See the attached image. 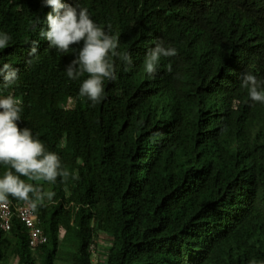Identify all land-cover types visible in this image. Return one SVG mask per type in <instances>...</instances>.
I'll return each instance as SVG.
<instances>
[{
  "label": "trees",
  "instance_id": "1",
  "mask_svg": "<svg viewBox=\"0 0 264 264\" xmlns=\"http://www.w3.org/2000/svg\"><path fill=\"white\" fill-rule=\"evenodd\" d=\"M62 3L87 8L132 64L111 57L116 79L93 105L79 95L87 74H66L82 42L64 53L40 35L45 0H0V69L16 74L0 75V98L24 94L18 126L72 174L21 177L54 193L37 205L48 242L33 250L14 217L0 264H94V245L97 264H264V103L241 86L248 72L264 82V0ZM158 43L177 54L147 74Z\"/></svg>",
  "mask_w": 264,
  "mask_h": 264
},
{
  "label": "clouds",
  "instance_id": "2",
  "mask_svg": "<svg viewBox=\"0 0 264 264\" xmlns=\"http://www.w3.org/2000/svg\"><path fill=\"white\" fill-rule=\"evenodd\" d=\"M45 2L52 11L47 14V30L41 29L40 35L49 42L51 47L64 53L69 52L73 45H80L82 42L75 58L66 66V74L73 80H78L87 74V78L83 79L79 88V95L87 97L93 105L100 103L104 98L105 80L116 79L111 57H119L126 65H131V54L117 51L118 37L110 35L98 26L90 18L87 8L74 7L69 3H62V0H45ZM10 39L7 33L0 32V49L5 48ZM37 48L38 45L33 47V54ZM176 54L175 48L165 47L163 43L156 44L146 54L143 63L144 71L147 74L155 73L162 57H172ZM9 67V65H4V68L0 69V75L4 76L6 82L11 83L16 74L15 71L8 72ZM167 70L171 72L170 64ZM241 86L248 90L252 101L264 103V82L259 81L251 72L244 74ZM23 99L24 94L19 97L10 94L0 98V164L9 166V170L0 177V204L6 203L7 200L11 203L13 212L11 231L13 219L16 217L29 232L27 226L17 215L18 207L28 203L37 212L38 203L42 202L45 197L50 200L54 193L44 192L42 188L26 182L21 177H26L27 181L55 183L58 177L67 181L72 174L62 166L60 157L55 152L47 151L41 140L34 138L30 128L21 129L18 126L17 121L21 120ZM61 146H63L62 149L66 147L63 143ZM9 196L24 202L14 204ZM38 221L42 229L39 216ZM11 231L3 232L10 234ZM65 235L66 231L62 229L60 231L62 241ZM91 251L94 256L93 262L97 264L99 253L95 245L91 247ZM250 264H256L255 260Z\"/></svg>",
  "mask_w": 264,
  "mask_h": 264
},
{
  "label": "built area",
  "instance_id": "3",
  "mask_svg": "<svg viewBox=\"0 0 264 264\" xmlns=\"http://www.w3.org/2000/svg\"><path fill=\"white\" fill-rule=\"evenodd\" d=\"M17 215L29 229L30 246L32 249L36 250L39 247L47 244L48 238L44 234L43 230L39 227L36 209L33 210L28 203H24L18 207ZM12 218L13 212L11 203L9 200H7L6 203L0 204L1 229L4 232L11 231Z\"/></svg>",
  "mask_w": 264,
  "mask_h": 264
},
{
  "label": "rangeland",
  "instance_id": "4",
  "mask_svg": "<svg viewBox=\"0 0 264 264\" xmlns=\"http://www.w3.org/2000/svg\"><path fill=\"white\" fill-rule=\"evenodd\" d=\"M105 241V240H104ZM104 248H102V250H103ZM104 251V250H103ZM101 253V252H100Z\"/></svg>",
  "mask_w": 264,
  "mask_h": 264
}]
</instances>
